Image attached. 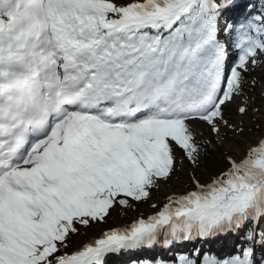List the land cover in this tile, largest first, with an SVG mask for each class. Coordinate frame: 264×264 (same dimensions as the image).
Masks as SVG:
<instances>
[{"label": "snow or ice", "instance_id": "snow-or-ice-1", "mask_svg": "<svg viewBox=\"0 0 264 264\" xmlns=\"http://www.w3.org/2000/svg\"><path fill=\"white\" fill-rule=\"evenodd\" d=\"M227 236L173 264H264V0H0V264Z\"/></svg>", "mask_w": 264, "mask_h": 264}, {"label": "rangeland", "instance_id": "rangeland-1", "mask_svg": "<svg viewBox=\"0 0 264 264\" xmlns=\"http://www.w3.org/2000/svg\"><path fill=\"white\" fill-rule=\"evenodd\" d=\"M255 96L257 97V102L259 103V89H257ZM249 126H251V121L249 120ZM247 139H255L256 134L253 132L247 133L246 137ZM245 139V140H247ZM240 145L235 144L236 152H239L240 154L243 153L245 148V143L243 141L238 142ZM240 146L243 148V151L239 150ZM239 154V155H240ZM186 163V162H185ZM187 164V163H186ZM220 167H223V164L219 157V150H215L214 155L211 156V158L206 161L204 166H201L200 169H192L190 165H187L186 169L182 170L179 174L178 178H175L171 184H164L161 186V189L153 194V200L158 203H163L166 199V196L170 193L177 192V191H184L190 186V175L193 171L197 175H199L203 180H206L210 175L214 174L216 171L220 169ZM151 203V202H150ZM150 203L148 206H142L139 207L137 212H132L134 216L131 218H135L136 215H138L139 212H143L144 214H150L153 210L150 207ZM131 219H125L123 214H118L115 218V223L118 224H124L129 222ZM230 236H227V241H218L213 240L211 242H205V241H193V242H186L180 245H177L175 247H172L169 249L168 246H165L163 244L157 246L154 250H147V251H140L136 252V255L129 254V258H135L137 261L138 259L147 260L152 256L160 255L164 256L166 261H171L173 263L175 260L176 252L191 254L195 249H198L199 251L206 253L208 255H216L218 257H226L227 255H230L233 253L234 249H238L240 245L237 243L235 247L230 251V249L233 247L234 243L237 242L236 239H229ZM233 238H236L235 236H231ZM230 251V252H228ZM259 257L261 254H264V249H261L259 251Z\"/></svg>", "mask_w": 264, "mask_h": 264}, {"label": "trees", "instance_id": "trees-1", "mask_svg": "<svg viewBox=\"0 0 264 264\" xmlns=\"http://www.w3.org/2000/svg\"><path fill=\"white\" fill-rule=\"evenodd\" d=\"M210 158H211V156H210V157H207L206 160H205V163H206V161H208ZM205 163H204V164H205ZM204 164H203L202 166H204ZM142 206H148V204H141L139 207H142ZM122 214H123V213H122ZM123 216H124L125 219H131V218L134 216V214H133L132 212H128L127 214H123ZM152 260H153V259H152ZM155 261H160V260H156V259H155Z\"/></svg>", "mask_w": 264, "mask_h": 264}, {"label": "bare ground", "instance_id": "bare-ground-1", "mask_svg": "<svg viewBox=\"0 0 264 264\" xmlns=\"http://www.w3.org/2000/svg\"><path fill=\"white\" fill-rule=\"evenodd\" d=\"M245 139H247V138H245ZM236 145H240V144L236 143ZM239 150L243 151V148L240 146V149ZM236 154L239 155L240 153L239 152H236Z\"/></svg>", "mask_w": 264, "mask_h": 264}]
</instances>
